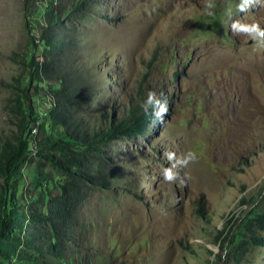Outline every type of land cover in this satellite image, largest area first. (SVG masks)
Returning <instances> with one entry per match:
<instances>
[{"label":"rangeland","instance_id":"1","mask_svg":"<svg viewBox=\"0 0 264 264\" xmlns=\"http://www.w3.org/2000/svg\"><path fill=\"white\" fill-rule=\"evenodd\" d=\"M242 2L0 0V131L10 127V84L23 73L31 31L52 9L61 21L50 30L65 40L64 58L91 95L93 120L145 102L149 91L167 106L143 134L88 150L86 167L108 184L86 187L67 257H0V264H264V241L241 234L248 216L264 212V37L231 28H264V0L241 11ZM72 3L80 10L69 12ZM167 152L194 157L173 169L172 181L162 176L172 164ZM37 160L25 165L20 185L33 199ZM44 170L46 188L67 181ZM255 233L264 240V229Z\"/></svg>","mask_w":264,"mask_h":264},{"label":"trees","instance_id":"2","mask_svg":"<svg viewBox=\"0 0 264 264\" xmlns=\"http://www.w3.org/2000/svg\"><path fill=\"white\" fill-rule=\"evenodd\" d=\"M78 8L72 3L68 11ZM60 21V10L52 9L38 33L31 31L32 50L21 61L23 73L14 77L16 84H10L14 89L12 118L10 127L0 131V257L7 260L67 257L66 244L80 227L78 213L86 187L108 184L104 175H95L86 167L88 150L117 136L141 135L150 122L158 120L153 105L145 110L141 100L121 113L113 106L111 114L103 111L93 120L86 111L91 95L76 86L64 58L65 40L50 30ZM51 82L60 84L46 85ZM47 97L53 98L54 105L40 115L37 100ZM35 160L41 178L34 201L30 188L26 185L20 192V185L23 168ZM48 166L67 176V181L55 189L46 188L43 181H51L44 170ZM241 227L243 236L251 233L252 243L263 244L255 227L264 229V212L248 216Z\"/></svg>","mask_w":264,"mask_h":264},{"label":"clouds","instance_id":"3","mask_svg":"<svg viewBox=\"0 0 264 264\" xmlns=\"http://www.w3.org/2000/svg\"><path fill=\"white\" fill-rule=\"evenodd\" d=\"M251 2L252 0H243V2L238 5V7L241 11H243L251 4ZM231 28L235 32L247 33L253 41L261 40V38L264 37V28H261L256 22L251 24L233 22ZM152 105L158 106V111H154L153 113L155 117H162V115L167 111L166 103L161 104L156 98V94L152 91H149L147 99L142 107L147 110V108ZM166 156L167 159L172 162V164L171 167L163 169L162 176L165 181H172L175 179L176 173L173 171V169L176 168L177 165L183 167L189 162V160L194 158L191 153H187L183 158L175 156V154L172 152H167Z\"/></svg>","mask_w":264,"mask_h":264},{"label":"built area","instance_id":"4","mask_svg":"<svg viewBox=\"0 0 264 264\" xmlns=\"http://www.w3.org/2000/svg\"><path fill=\"white\" fill-rule=\"evenodd\" d=\"M38 110L40 111V115L46 114L47 110L54 105V100L52 97H47L45 101L40 99L37 100ZM36 131V128L33 129V132Z\"/></svg>","mask_w":264,"mask_h":264}]
</instances>
